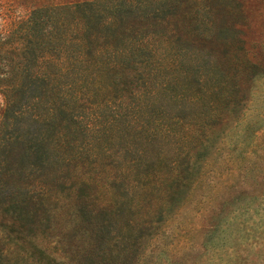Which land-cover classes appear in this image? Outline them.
<instances>
[{
    "label": "rangeland",
    "instance_id": "obj_1",
    "mask_svg": "<svg viewBox=\"0 0 264 264\" xmlns=\"http://www.w3.org/2000/svg\"><path fill=\"white\" fill-rule=\"evenodd\" d=\"M65 1L0 0V264H264V0H93L49 86L35 11ZM97 57L101 89L70 87ZM173 130L202 145L178 189Z\"/></svg>",
    "mask_w": 264,
    "mask_h": 264
},
{
    "label": "trees",
    "instance_id": "obj_2",
    "mask_svg": "<svg viewBox=\"0 0 264 264\" xmlns=\"http://www.w3.org/2000/svg\"><path fill=\"white\" fill-rule=\"evenodd\" d=\"M95 4L93 0H87V1H65V2H57L52 5L46 6V8H41L37 11H35L36 14L40 15V17H37L38 19H41V21H37L35 23L36 27V41L40 43V49L38 50L39 53H41V57L46 61L50 60L53 57L54 61L51 62L52 67L54 70L52 72H48L46 70H40L39 72V79L43 81V83H47L49 86L53 84L54 77L57 76L55 74L58 71V68L60 67V64L62 66L66 65L70 61L82 62L85 60L86 52H89V24H96L98 22L99 13H96L95 15ZM92 10V11H91ZM107 10V9H106ZM91 11L93 14L91 17L88 15V13ZM111 8L107 10L108 13H110ZM81 13V17L80 14ZM87 18V19H86ZM86 19V22H85ZM82 26V28H81ZM80 28V29H79ZM83 29V30H82ZM84 31V32H83ZM40 34V37H39ZM39 37V38H38ZM42 45V47H41ZM74 48V50H73ZM89 54V53H88ZM87 54V55H88ZM60 56V58H59ZM84 57V60L82 58ZM59 64V65H58ZM74 64H72V67ZM94 70L92 71V75L90 77H86V72H76L74 76H68L71 73L69 72V69L67 68L64 72H62V75H66V77H70L68 80V85L71 87L79 82H86L88 80V91L91 89L99 90L102 87V79L104 75V71L110 69L111 64H103L101 60L97 57L95 60V64L92 66ZM89 69V68H88ZM38 72V73H39ZM79 73V74H78ZM102 73V74H101ZM55 74V76H53ZM90 78V80H89ZM108 78V77H107ZM99 79V80H98ZM109 79V78H108ZM98 80V81H96ZM94 85V86H93ZM42 98H36L35 102H38V104L42 103ZM177 103V101H176ZM186 103V102H185ZM188 104V102H187ZM181 109L183 107L178 106ZM193 122H197L200 124H205L207 121L202 120V118H194L192 120ZM104 124V131L106 132L105 135L102 136V139L104 140L102 142L103 144L109 145L110 144H119L121 139H124L127 137V134H124L122 132H118L113 127L114 120L106 118L102 122ZM157 140H153V148H162L163 146H167L170 150H173L171 155L169 153L161 152V157L159 158V162L162 163H168L169 167H172V169L175 171V173L178 170L180 160L182 159L181 166H184L185 164L188 166L187 170H181L179 168L178 174L172 178L171 176L166 179V182L169 180L173 181V184L176 185V189L178 187H182L183 181L187 180V175L190 174L189 165L191 164V156L196 153L197 148H199V145H201V142L199 138H196L195 136L184 133L179 134L173 130V135L168 136L166 134H160ZM101 138V137H100ZM107 141V142H105ZM138 141L141 143V139L138 138ZM159 141V142H158ZM144 144V143H143ZM140 147V146H139ZM196 149V150H195ZM106 151L109 150V148L105 149ZM195 150V152H194ZM102 150L93 151L94 155H99L97 152H101ZM147 155L149 159H144V155ZM78 156L76 155L75 158ZM92 157V156H91ZM153 157V153H150V150L147 147V151L145 153L141 152L139 148V153L137 156L136 164H147L150 162ZM169 158V160H167ZM156 161V160H155ZM157 163L158 165L161 163ZM180 166V167H181ZM182 185V186H181Z\"/></svg>",
    "mask_w": 264,
    "mask_h": 264
}]
</instances>
